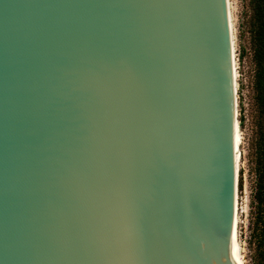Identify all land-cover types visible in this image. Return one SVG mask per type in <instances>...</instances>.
<instances>
[{
  "label": "water",
  "instance_id": "1",
  "mask_svg": "<svg viewBox=\"0 0 264 264\" xmlns=\"http://www.w3.org/2000/svg\"><path fill=\"white\" fill-rule=\"evenodd\" d=\"M236 107L228 0H0V264H241Z\"/></svg>",
  "mask_w": 264,
  "mask_h": 264
},
{
  "label": "rangeland",
  "instance_id": "2",
  "mask_svg": "<svg viewBox=\"0 0 264 264\" xmlns=\"http://www.w3.org/2000/svg\"><path fill=\"white\" fill-rule=\"evenodd\" d=\"M235 23L238 66V118L242 160L239 173V238L246 264H262L255 244L257 157L264 130V114L257 99L254 58V9L252 0H231Z\"/></svg>",
  "mask_w": 264,
  "mask_h": 264
},
{
  "label": "trees",
  "instance_id": "3",
  "mask_svg": "<svg viewBox=\"0 0 264 264\" xmlns=\"http://www.w3.org/2000/svg\"><path fill=\"white\" fill-rule=\"evenodd\" d=\"M254 9V58L257 64V99L264 114V0H252ZM257 190L255 194V244L258 254L264 259V130L257 157ZM264 264V262H262Z\"/></svg>",
  "mask_w": 264,
  "mask_h": 264
},
{
  "label": "snow or ice",
  "instance_id": "4",
  "mask_svg": "<svg viewBox=\"0 0 264 264\" xmlns=\"http://www.w3.org/2000/svg\"><path fill=\"white\" fill-rule=\"evenodd\" d=\"M112 191L115 199L109 205L107 217L111 239L116 245L118 244L119 241L114 225L117 217L123 214L131 229V243L135 246L140 239L139 206L131 197L129 190L123 184L118 183L114 185Z\"/></svg>",
  "mask_w": 264,
  "mask_h": 264
},
{
  "label": "bare ground",
  "instance_id": "5",
  "mask_svg": "<svg viewBox=\"0 0 264 264\" xmlns=\"http://www.w3.org/2000/svg\"><path fill=\"white\" fill-rule=\"evenodd\" d=\"M229 3V12H230V21H231V30H232V39H233V49H234V66H235V84H236V102H237V143H238V184H239V173L240 166L242 160V152H241V126L238 118V96H237V85H238V66H237V57H236V38H235V23H234V15H233V7L231 0H228ZM239 186H237V203H236V243H237V256L241 264H246L245 256L243 253V249L241 246L240 238H239Z\"/></svg>",
  "mask_w": 264,
  "mask_h": 264
}]
</instances>
